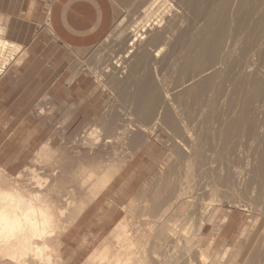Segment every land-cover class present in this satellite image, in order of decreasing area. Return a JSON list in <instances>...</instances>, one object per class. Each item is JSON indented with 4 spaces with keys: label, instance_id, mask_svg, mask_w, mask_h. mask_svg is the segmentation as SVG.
<instances>
[{
    "label": "bare ground",
    "instance_id": "6f19581e",
    "mask_svg": "<svg viewBox=\"0 0 264 264\" xmlns=\"http://www.w3.org/2000/svg\"><path fill=\"white\" fill-rule=\"evenodd\" d=\"M139 10V15L133 22L135 25L130 26L133 29L127 28L132 39V42L131 39L130 42L126 40L130 48L113 62L115 66L112 65L105 72L113 71V75H116V71L117 74L121 73L119 78L124 80L122 83L129 86L133 85L140 71L146 72L148 69H153L155 77L162 83L164 78H167V82L166 76L170 72L178 74L176 83L170 80L173 85L176 84L174 91L170 81L163 83L165 86H171L165 96L158 93L153 82L156 78L153 80L150 72L142 76L143 82L139 86V83L136 85L138 90L132 92L133 95L128 91L127 94L125 90V94L130 95L128 100L143 120L135 123L136 119L133 122L130 118L131 121H127V125L120 123L121 130L127 126L130 131L141 130L143 135L159 127L165 130L172 138V155L168 163L161 168L162 177L159 175L161 179L154 182L153 190L146 188L150 189L151 193L148 190L143 193L145 195L147 192L145 202L142 200L145 196L139 197L137 202L142 200L140 203L145 204L143 210L140 206L142 204L137 202L136 205L141 209L135 204V208L132 207L143 211L142 218L132 215L135 219L138 216L140 220L136 219L135 223L130 224L119 221L110 234L115 245H110L107 238L105 241L109 243L105 244L103 241L104 245L90 254L88 264H181L179 262L183 258L188 260L186 256H189V261L184 260L185 264H194V240H203L202 231L206 229L210 214L214 210L210 197H218L222 203L227 200L234 207L254 215H251L241 231L239 241L233 249L235 252L242 241L247 240L253 232L258 221L264 220V0H140ZM47 24L49 25L48 18ZM7 40H0V58H4L12 49L22 48ZM9 54L11 55L10 52ZM10 61L11 58H4L0 75L11 65ZM124 70L126 77L123 76ZM165 72H168L166 76ZM138 76L140 78V75ZM120 81L114 78V86L118 89L116 92L123 86ZM122 90L124 91L123 88ZM171 95L174 96V103ZM193 106L203 114L208 111L209 119L205 114L208 120L205 118L203 124L206 125H202L205 130L206 127L209 130L208 126L211 125V131L220 133L221 137L215 133L218 135L216 138L222 140L220 149V144L215 140L218 149H203V144L210 145L211 142L208 141H212L210 139L215 136L214 132L207 135L204 131L203 135L202 131V134H199L201 137L210 136L209 140L206 137L207 140H203L198 136L202 129L201 124L199 131L198 125L195 126V131L194 124L191 125L193 129L188 127L189 121L197 117V114L194 116L196 111ZM133 113L134 109L132 116ZM202 113L199 115L204 119ZM107 116L109 120L110 115ZM138 117L137 114L136 118ZM199 117L195 120L202 121ZM194 123L198 124L197 120ZM104 133L103 126H98L94 129L92 127L84 137L82 136V146L79 145L81 148L77 152L79 158H75L79 159L78 162L81 160L78 169H81V173L76 176H81L80 183L79 179H74L78 181L79 186L75 183L71 188L69 184L68 188L65 187L67 183L65 186L62 184L69 189L68 199L66 203L57 201L64 203L65 207L62 204V207L60 204L55 205L56 202L50 201L52 198L49 197V192L51 196L52 191L61 184H58L60 176L63 174L69 177L64 174L66 170L60 160L45 162L46 156L49 155L47 151L51 149L47 150L45 146L38 151L36 162L42 165L39 169L28 167L18 176L12 177L0 168V179H4L0 185V264H60L61 236L75 224L83 211L99 197L129 162V158L121 160L119 156L116 160L107 161L110 154L108 148L114 143ZM134 135L133 138L139 136ZM114 136L116 137V133ZM139 137L141 139L142 136ZM147 138L145 135V139L141 140L146 142ZM239 138H247L249 141L255 138L263 148L252 152L247 147L249 152H246L241 144L246 139L242 141ZM199 139L202 143L206 142L202 144ZM138 142L137 146L141 141ZM244 146L246 147L245 144ZM58 153L60 156V152ZM86 154L90 157L89 160ZM84 155L88 162L83 161ZM70 164L69 161L66 165L68 168H65L68 171L75 170ZM46 166L53 167L52 172ZM46 169L50 171L51 176L46 177ZM57 198L54 197L55 200ZM139 211L136 210L135 213L138 214ZM256 212L262 219L255 216ZM227 220L226 216L222 224ZM137 223L139 227L135 226ZM134 228H137L136 232L133 231ZM262 230L263 236L264 224ZM218 232L213 242L217 240ZM257 241H264V237ZM259 245L261 247L260 243ZM259 247L254 246L247 259L241 263L264 264V252L262 247ZM197 250L201 264H206L211 256L202 248ZM217 258H222V255L217 253L215 261Z\"/></svg>",
    "mask_w": 264,
    "mask_h": 264
},
{
    "label": "rangeland",
    "instance_id": "374dc122",
    "mask_svg": "<svg viewBox=\"0 0 264 264\" xmlns=\"http://www.w3.org/2000/svg\"><path fill=\"white\" fill-rule=\"evenodd\" d=\"M110 1L112 3L113 9H114L115 17H114L113 26H112L110 32L108 33V35L106 36V38L104 40H102L99 44L92 46V47H89V48L78 50V49L68 47L66 49V51H69L73 56L72 59H70V60L73 61V64L76 67V69L74 71V76L78 79L77 83L79 84V82H80L81 88L75 93L76 95L73 97V99H76L78 102L76 104L73 103V104L67 105V115L65 118L55 120L52 117L51 119H48V121L50 123V127L48 130L49 133L46 134V136H44V138H43L44 144L42 146H44L46 144L48 146V149L52 150V148H53L52 151L51 150L47 151V153L49 155H53V156L55 154H57V155L54 156L56 158L55 159L53 156L50 157L46 153V155L49 156L52 160L46 156L47 161H45V159H44V161L45 162H48V161L49 162H56V161L60 160L59 162H61V163L63 162L62 163L63 169L66 170V172H64V174L69 175V177L67 175H65V176H67V177H65L63 174H62L63 177H62V175L60 176L59 179L61 180V178H62L61 181H63V182L59 181V179H58V184H60V183L61 184L59 185L60 187L57 184V186L59 187V188L57 187L58 190H57V188H55L56 191L55 190L52 191L53 197H52V195L50 196L51 192H49V197L52 198V199H50V201L52 200L54 203L56 202L55 205L57 204L58 206L60 203L57 201L62 200V202L65 201L64 203H66L67 199H68L67 193L69 192L68 186L71 185V188L74 187L73 184L75 185V183L78 182V181H75L76 179H79V183H80L81 176L80 175H79V177H76V176H78V174L81 170V169L78 170L80 168L79 163L81 162V160H80V162H78L79 159H77L78 160L77 161V160H75V158H79L77 152H79L80 148H81L79 145L82 146L81 141H83V140H81V139H83V137L86 135V132L90 131L92 129V127L94 129L95 127L103 126V131L105 132L104 135L106 137L110 138L112 140V143H114V144H111L109 146L110 149L108 148V150H110V152H108V154L110 153L109 154L110 156L108 155L107 161H113L115 158L117 159V157L119 156V157H121L120 158L121 160H126V157H127V159L129 158V160H128L129 162L126 166H124L123 171L116 177L114 182L110 185L111 187L109 186V189L107 191L105 190L98 197V198L101 197V200H103L102 209L98 210V211L95 210V205H93V204L96 202V200L98 199L97 198L95 200V202H93L90 206H88L83 211L84 212L83 214H85L86 212H89V213H87L85 215H83V214L80 215V218L77 220V222L75 224H73L71 226V228H69L61 236L60 239H61V241L64 240L65 247L63 249L64 255H62V253H61V257H60V259L62 258V260L59 259L60 264H88L89 262L87 260L90 261V257H91L90 254L94 250L101 248V245H104L103 244L104 242H106L105 244H107L108 241H105L107 238H109L110 243L109 242L108 243L110 245H115L114 239L112 240L113 236L110 234H112V232L115 230L116 227L113 228L108 233L111 237H109V235L106 234L104 236V238H101L100 240H98V239L95 240L94 242H96L97 244L91 245V246L87 245L90 243V241H88V238L90 237V235L94 234V236H95L97 234H96L95 230H92V232H90L89 229H91L92 227L95 229V227L98 226V222H100L101 220L107 221L108 218L109 219L114 218V221L111 223V226L112 225L114 226L119 221L120 222L121 221L127 222V223L129 222V224L135 223L134 220H136V219H137L136 221H139L140 218H142L141 214L143 213V211H139V209L136 208V210L139 211V213L137 214V213H135L136 210L132 209V207H134L137 203H139V205L142 204L140 202H143L146 199L145 195L147 194V192L145 195L143 194L146 190H148L146 188L150 187L151 191L153 190V187L156 183L155 181H159L161 179L160 177H162L161 176V168L164 167V165L166 163H168V160H170L171 155H172V153H171L172 152V145H171L172 144V142H171L172 138L169 135V133H166V131L161 129L160 127L157 128L155 131H152L153 133L149 132L148 134H144V135H143V132L139 129H138L139 131H132V130L130 131V129L127 126H124V128L123 127H121V128H123V129L127 128L126 130H128V132L126 130L123 131V129L122 130L120 129V126L128 124L130 118H131V120H133V122L136 121L135 123H138L139 121L143 120V119H141L142 116L139 115V113L135 110L134 106L131 105V102L128 100L129 99L128 96H130L131 94L133 95V93L136 92V89L138 90V86L141 85V83L143 82L144 77H142V76L146 75L147 72H150L152 74V77H154V78H152L153 80L156 77H155V73H154L153 69H148V70H146V72L140 71L141 73L139 72L137 74V78H139L138 75H140V78L137 79L135 77V79H134L135 81H134L133 85L130 84V86H129V85H124V83H122L123 79L119 78V76H121V73L117 74V71H116V75H113L114 74L113 71H110L108 73L105 72L107 69L111 68V66L113 65V62H115V60H117L119 57L123 56L125 54L126 50L128 48H130L129 42L130 41L132 42V39L129 36L130 30H128V29L130 28V26L133 27L135 25V23H133V22L138 17L139 11H140L139 10L140 0H110ZM47 9H48V7H46V10ZM47 18H48V13L46 16V26L45 25L42 26V29L45 30L46 33L48 34V36H51V39L53 40L55 37L53 36V33L50 29V26L47 24ZM131 23H133V24H131ZM132 27L130 29H133ZM1 28H0V40L1 39L7 40L8 38H6V31H4L5 29L3 28L4 30H2ZM127 31H128V33H127ZM128 36H129V38H128ZM127 39H128V41L130 39L131 40L129 42H127L126 41ZM10 41L11 40H9L8 42H10ZM12 44L17 45V43H15V42H12ZM19 46H21V45H19ZM13 50L14 49H12L9 52L11 53V55L13 53L12 56L15 58H12V56L9 54V52L6 53L9 57L8 56L6 57V54L4 57L5 59H9V60L11 58L12 61H10L11 62L10 64L18 63L23 58V54H22L23 48L19 47L18 50L17 49L14 51ZM14 54H16V56ZM4 58H0V66H1V63L4 60ZM13 59H15V61ZM113 59H114V61H113ZM106 65L108 66L107 68H106ZM84 66L88 69L86 72H82V67H84ZM113 66H115V65H113ZM98 67H100V69ZM124 73L125 74L123 76L126 77V70H124ZM166 73L168 74V72H165V76H166ZM169 74H172V75L174 74V76H171ZM169 74L166 76V77H168L167 82H165L167 78H164L165 81L163 83L166 84L170 80L171 81L173 80L172 82L176 83V78H177L178 74L173 73V71H172V73L170 72ZM170 77H172V78H170ZM114 78H116L118 81H120V79H121L120 83L123 84V86H121V89L119 90V92H116V91H118V89L115 88L116 86H114L115 85L114 84ZM153 82L155 83V87L157 88L158 93H160L162 96H165V94L167 95L168 88H169V90H171L170 87L173 86L171 88H173L172 91H174V88L176 86V84L173 85L172 82L171 83L169 82L171 86L168 84L165 86V84H163L162 82H159L157 80V78ZM105 83H107V84L105 85ZM137 84H138V86H136ZM163 85L167 88V90H165V87ZM131 87H132V89H131ZM122 88L124 89V91L122 90ZM125 90H126V92L128 91L130 93V95H126ZM163 91H165V92L167 91V92L165 93ZM172 91H170V93ZM128 92H127V94H129ZM172 96L173 95H171V97ZM173 99H174V96H173L172 100ZM174 101L175 100H173V103H174ZM172 105H174V104H172ZM126 108H128V109H126ZM193 108H194L193 110L196 111V113L194 111H192V112H194V116L197 114V117H199L200 116L199 114L202 112L199 109H197V107L195 109V106H193ZM44 109L45 108H42L40 111L42 112ZM133 109H134L133 115L135 116V113H136V117H137V114H138L139 119L132 116ZM124 111H126L125 114H124ZM46 112H50L52 114H55L53 109H47L46 108ZM129 113H130V115H129ZM111 114H113V115H111ZM118 114H120V115H118ZM205 114L207 115L208 111H205L204 114L203 113L201 114L202 118L204 117V119H201V116L199 117V119H201L202 121H199L198 119H196L198 124L194 123V121H196L195 118H197L195 116L194 119L190 120L191 122L192 121L193 122L191 123L189 121L190 125H188V127L191 129H193L195 126L198 125L197 126L198 131H199V129H201L200 127L202 126L201 131H199V133H198V131H196V132L198 133V136L203 140H207L210 137V136H208V138H207L206 135L203 136L205 134V132L207 135H208V133H209V135H211L210 132L211 133L214 132V131H211L212 130L210 127L211 125H209V126L207 125L208 128H210L209 130L207 129V127H206V130H205V128H203V125L204 126L206 125L205 123L203 124V122L205 121V118H206ZM107 115H110L109 120H108ZM128 115L130 117H128ZM74 116H76V117H74ZM114 117H117V118L119 117L118 120H120V121H118L117 118H115L116 121H114L115 120ZM137 119H138V121H137ZM208 119H209V116H208ZM208 119L206 118V120H208ZM100 121H102V122H100ZM95 123H96V125H95ZM111 124H113V125H111ZM192 124H194L193 125L194 127L191 126ZM200 124H201V126L199 127ZM207 124H208V121H207ZM110 126H111V128H110ZM115 128H116V130H115ZM119 129H120V131H118ZM195 129H196V127L194 128V131H195ZM122 131L125 132L127 138H126L125 134H123ZM117 132H118V134H117ZM201 132L203 133L202 137L200 136L202 134ZM115 133H116V137L114 136ZM215 133L216 132H214V134ZM134 134L139 135V136L141 135L142 136L141 139L142 138L145 139V135H146L148 137L146 139L147 141L145 142L144 139L141 140L139 136L137 138L136 137L133 138ZM216 134H218V133H216ZM216 134H215V136L213 135L210 139L213 141L212 145H211L212 141H208V143L211 142V143H209L211 146L206 144V143L203 144L206 141H204L202 143L201 142L202 140L199 139L200 140L199 142L203 144V149H207V150L208 149H218L217 146L219 144H220L219 145V149H220V147L222 146V140H221V138H220L221 141L219 140V138H216L220 133L217 136H216ZM122 135H124L125 137ZM129 136H130V139H129ZM242 136H245V135H242ZM205 137L207 139H205ZM219 137H221V135H219ZM132 138L135 139V141H137V142L141 141V143L138 142L139 144L137 146V144H136L137 142L135 143L134 140H132ZM239 139H242V138H239ZM245 139H246V141H245ZM245 139L244 140L242 139V141H245L246 143L242 142L241 140L240 141L242 142L241 144L243 145V148H245L246 152H249V151H247L248 148H250V151H252V152L253 151H260L263 148V146L259 145L260 143L257 140H255V138L253 139L254 141L253 140L249 141L247 138H245ZM214 140L218 141V145L216 144L217 142H215ZM142 142H144V143H142ZM132 143H133V145H132ZM128 144H130V145H128ZM135 144H136V146H134ZM167 144H169V145H167ZM244 144L246 145V147L244 146ZM254 144H255V146H257V145L258 146L255 148ZM249 145L251 147H249ZM77 146H79V147H77ZM134 147H136V148H134ZM252 148L253 149H259V150H253ZM40 149L35 152V154L31 158V160L28 162V164L23 169L19 170L16 173H13V174H10L9 172H7L5 170L4 171L6 173H8L7 174L8 176L10 175L12 177H16L19 174H21L22 172H24L28 167H35L38 169L41 168V166H42V165H40L41 163L39 164L38 162H36L37 153H38V151H40ZM126 149H127V151H126ZM58 152H60L61 157L58 155L59 154ZM63 152L65 155L66 154L67 155L65 156L63 154ZM66 157H67V159H66ZM85 158H86V156L83 158V161L85 160V162H88L87 159L89 160L90 157H88V155H87V159H85ZM63 159L66 160V162ZM70 159H72L73 161ZM69 161L71 162L70 165L72 166V169H75V170H69L71 172H69L65 168V166L68 165ZM76 161H77V163H75ZM72 162H74V163H72ZM46 168L47 169L49 168L51 172L53 170V167H51V166L50 167L46 166ZM47 169H46V177L52 175L50 173V171H47ZM72 172L75 174H73ZM47 173L49 175H47ZM159 175H160V177H159ZM70 176H72V178H70ZM68 178H69V180H68ZM1 179H2V177H1ZM1 179H0V185L3 184L2 182H4V179H2L3 181H1ZM63 179H65L66 181ZM71 179H73V181H71ZM146 183H147V185H146ZM62 184H63V186H65L64 184H66L65 187H68V188L63 187ZM76 186H79V184L77 183ZM87 187H88V185H86V188ZM150 189L148 191L151 193ZM62 190H64V191H62ZM59 191H60V193H58ZM60 195H61V197H60ZM62 195H64V196H62ZM56 196L58 198L55 200L54 197H56ZM142 196L143 197L145 196V198H142ZM105 197L108 198L107 202L106 201L104 202ZM139 197H141L143 201L139 200V202H137ZM109 199H111V201L113 203L111 201H109ZM210 199H212V201H213L212 203L214 204V210L210 214V220L208 221L206 229L202 231L204 234L203 240L201 242L194 240V246H193L194 252H193V256H192L194 264H201V260L199 259V256H198L199 252L197 253V251H198L197 249H200V248L204 249L205 253L208 256L212 257V258L210 257V260L207 261L206 264H214V262H216L217 264H242L241 263L242 260L247 259V256H248L250 250L254 249V246L255 247L260 246L259 243L261 244V247H262L263 252H264V245H263L264 241H260L259 243H257L258 239L261 238V240H262V238L264 237V234H263V236L261 235L263 232L262 227L264 224V220L262 219V216L259 213L256 212L255 216L256 217L259 216L260 217L259 219H262V220L258 221V224L256 225V227H254L253 232L250 233L247 240L242 241L241 245H239V247H238V250L236 249V251L234 252L233 249L235 248L236 244L239 241L241 231L243 230L245 225L248 223V220L251 218V215H253V213H250L248 211L246 212L245 210H243L242 208H239V207L238 208L234 207L227 200H225V203L224 202L222 203L221 202L222 200H220L218 197H212V198L210 197ZM62 202H61V204H62ZM64 203L62 204V206L65 205ZM61 204H60V206H61ZM142 205H140L142 209L140 207H138L137 205L136 206L138 208H140L141 210H143V207L145 204L143 203ZM63 207H65V206H63ZM129 209H131V210H129ZM132 210L134 212H132ZM111 211H113V215L112 214L108 215V212H111ZM130 211L132 214L130 213ZM132 215L133 216L138 215L140 218L138 216H136V219H135L134 217H132ZM226 216L228 218H233L232 222L234 224V229H233L234 235L232 236V238L230 237L231 239H230L229 243L226 241H223V238H221L220 239L221 242H219L218 237H217V240L215 242H213L215 235L217 236L218 228L220 229V232L222 231V228L224 227V224H222L223 219ZM83 224H85V225H83ZM135 226L139 227V224L137 223V225H135ZM136 230H137V228L133 229L134 232H136ZM220 232H218V233H220ZM107 235H108V237H107ZM224 242H226V243H224ZM243 243H245V244L242 246ZM261 247H259V249ZM217 253L221 254L222 258H217L215 261V257L217 255ZM186 257L188 258V260L186 258H183V260L179 263L185 264L186 260L189 261V256H186ZM184 260H185V262H184ZM213 260H214V262H213ZM182 262H184V263H182ZM237 262H239V263H237ZM54 264H55V262H54ZM56 264H58V263H56Z\"/></svg>",
    "mask_w": 264,
    "mask_h": 264
},
{
    "label": "crops",
    "instance_id": "0c3cea01",
    "mask_svg": "<svg viewBox=\"0 0 264 264\" xmlns=\"http://www.w3.org/2000/svg\"><path fill=\"white\" fill-rule=\"evenodd\" d=\"M46 12L55 40L42 29L46 26ZM114 17L110 0H0V27L5 29L6 38L23 48L22 60L9 65L0 75V168L16 173L41 147L48 150L46 144L42 146L49 133L48 119L65 118L67 105L78 102L73 97L81 88L74 76L76 67L70 60L73 56L66 49L99 44L110 32ZM46 108L55 114L46 112ZM93 205L95 210H101V197ZM109 214L113 215V211ZM232 219L224 224L219 242L223 238L229 243L234 235ZM113 221L114 218L101 220L95 229H89L97 235H90L87 245L104 238L118 223L112 227ZM64 247L63 240L62 255Z\"/></svg>",
    "mask_w": 264,
    "mask_h": 264
},
{
    "label": "built area",
    "instance_id": "2783aa9c",
    "mask_svg": "<svg viewBox=\"0 0 264 264\" xmlns=\"http://www.w3.org/2000/svg\"><path fill=\"white\" fill-rule=\"evenodd\" d=\"M52 1H55V0H52ZM88 69L84 66L82 67V72H86Z\"/></svg>",
    "mask_w": 264,
    "mask_h": 264
}]
</instances>
